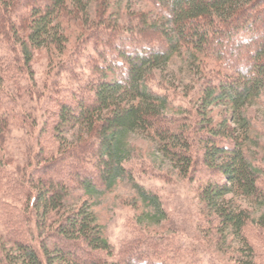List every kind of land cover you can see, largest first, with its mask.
<instances>
[{
    "label": "trees",
    "instance_id": "1",
    "mask_svg": "<svg viewBox=\"0 0 264 264\" xmlns=\"http://www.w3.org/2000/svg\"><path fill=\"white\" fill-rule=\"evenodd\" d=\"M157 1L169 17L164 28L156 29L166 37V51L156 44H134L131 35L119 36L117 26L104 35L95 33L103 62L93 57L89 74L80 73L75 89L47 109L42 133L51 135L58 154L56 146L45 145L30 162V172L21 170L13 191L22 194L24 208L4 210L11 220L8 235L0 237V264H179L166 255L163 243L148 237L128 239L116 252L87 207L120 176L130 174L134 181L126 168L132 160L131 133L146 134L180 176H191L198 164L206 171L208 179L198 180L195 197L206 209L208 229L230 232L239 240L246 256L241 264H261L254 262L255 246L245 231L252 222L250 210L235 198L264 204L261 171L248 154L251 124L245 116L264 92V0ZM82 14L88 20L80 0H0L1 36L19 55L13 62L0 58V80L31 75L37 51L63 55L68 46L63 19ZM184 46L198 64L206 55L224 62L227 75L199 87L195 114H171L168 100L149 90L147 80ZM218 107L224 108L219 116ZM5 108L0 109V150L11 122ZM77 129L76 141L69 144L67 136ZM134 185L155 209L156 223L165 220L157 195ZM75 191L88 200L70 210Z\"/></svg>",
    "mask_w": 264,
    "mask_h": 264
},
{
    "label": "rangeland",
    "instance_id": "2",
    "mask_svg": "<svg viewBox=\"0 0 264 264\" xmlns=\"http://www.w3.org/2000/svg\"><path fill=\"white\" fill-rule=\"evenodd\" d=\"M80 1L86 5L88 20L83 14L64 17L68 46L63 55L50 50L37 51L31 75L22 74L17 79L0 80V109L6 107L3 113L10 115L11 119L4 149L0 150L2 238L8 235L11 220L4 210L11 207L21 211L24 208V198H20L22 194L13 191L15 184L21 181V170L30 172V162L37 159L42 147L47 145L53 150L56 146L50 139L51 135L44 133L46 129H43L49 121L47 109L54 99H62L67 91L75 89L80 73L89 74L93 63L91 59L95 61L97 57L99 62H103L97 51L102 45L97 43L99 40L95 33L104 35L117 26L119 36L131 35V41L136 45L156 44L164 51L168 47L162 30H156L164 28L169 19L157 0ZM108 22L111 24L107 25ZM168 29H172V26H168ZM1 35L0 58L7 61L11 57L13 62L19 55L10 51L8 40ZM171 35H174L173 31ZM88 37L92 39L87 40ZM223 63L206 55L198 64L191 50L184 46L169 65L152 74L147 80L148 88L168 100L171 114L177 110H192V114H195L194 97L199 87L206 82L214 84L227 75L221 68ZM228 69L234 72L231 67ZM222 109L216 108L215 115L221 113ZM245 116L251 124L248 154L261 171L264 189V92L245 109ZM78 131L67 136L69 144L76 141ZM127 140L133 153L131 163L126 168L132 172L134 181L129 180V172L128 176H120L112 187L101 189L87 206L97 217L115 251H120L128 239L148 237L153 242L163 243L166 255H173L179 264H241V261H245L239 240L227 231L212 234L204 217L206 209L197 204L198 180L201 177L208 179L203 174L206 171L198 164L196 172L187 178L182 177L172 169L169 160L146 134L131 133ZM58 150L57 145L54 149L56 154ZM134 183L147 194L157 195L166 213L165 220L156 223L151 216L155 209L145 203L144 194ZM72 196L68 204L70 210L88 200L82 191H75ZM235 199L250 210L252 222L245 230L246 235L255 246L254 262L264 264V204L246 203L241 197ZM0 244L3 241L0 240Z\"/></svg>",
    "mask_w": 264,
    "mask_h": 264
}]
</instances>
